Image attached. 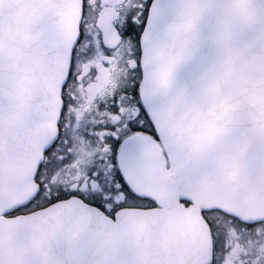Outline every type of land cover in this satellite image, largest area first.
Listing matches in <instances>:
<instances>
[{"label":"snow or ice","instance_id":"6c2138e0","mask_svg":"<svg viewBox=\"0 0 264 264\" xmlns=\"http://www.w3.org/2000/svg\"><path fill=\"white\" fill-rule=\"evenodd\" d=\"M0 264H264V0H0Z\"/></svg>","mask_w":264,"mask_h":264},{"label":"water","instance_id":"95a60500","mask_svg":"<svg viewBox=\"0 0 264 264\" xmlns=\"http://www.w3.org/2000/svg\"><path fill=\"white\" fill-rule=\"evenodd\" d=\"M3 191L7 194V196L11 197L15 194L16 192V188L14 186L13 183L9 182L3 189ZM177 199H181V198H192L193 193L191 191H187V190H176L173 193ZM178 231L181 232H187L189 235L193 234V230L191 228H178Z\"/></svg>","mask_w":264,"mask_h":264},{"label":"flooded vegetation","instance_id":"af4514ba","mask_svg":"<svg viewBox=\"0 0 264 264\" xmlns=\"http://www.w3.org/2000/svg\"><path fill=\"white\" fill-rule=\"evenodd\" d=\"M103 2H104V4H107L108 3V0H103ZM97 3H99V0H94V6L97 4ZM107 9H105V12L102 14V15H105V14H107Z\"/></svg>","mask_w":264,"mask_h":264}]
</instances>
